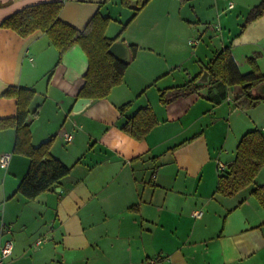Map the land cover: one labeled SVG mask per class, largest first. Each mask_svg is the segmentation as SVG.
Listing matches in <instances>:
<instances>
[{
    "label": "crops",
    "instance_id": "crops-1",
    "mask_svg": "<svg viewBox=\"0 0 264 264\" xmlns=\"http://www.w3.org/2000/svg\"><path fill=\"white\" fill-rule=\"evenodd\" d=\"M51 1L62 3L59 18L79 30L96 12L108 16L105 36L137 50L121 83L73 113L86 98L78 96L88 65L81 47L59 60L42 31L21 36L0 26V119L17 111L16 98L2 94L7 87L32 89L28 109L38 113L31 144L52 138L51 154L70 169L26 198L17 187L29 159L11 153L15 129H0V155L11 153L0 166V244L13 240L5 264H264V208L252 194L264 188V163L247 187L231 196L216 192L218 164L226 168L242 135H264V100L235 108L238 86L216 83L159 101V90L201 72L210 49L228 47L241 73L255 56L264 74V13L240 32L261 0H149L130 21L133 9L121 0H0V22ZM145 106L157 123L136 139L122 126ZM3 224L11 225L9 234H1ZM44 235L49 239L36 245Z\"/></svg>",
    "mask_w": 264,
    "mask_h": 264
},
{
    "label": "trees",
    "instance_id": "trees-1",
    "mask_svg": "<svg viewBox=\"0 0 264 264\" xmlns=\"http://www.w3.org/2000/svg\"><path fill=\"white\" fill-rule=\"evenodd\" d=\"M149 0H121V5L133 9L129 21L146 5ZM186 1V0H181ZM62 7L60 1L44 2L26 6L5 17L1 27L14 30L21 36H26L36 30L47 35L53 46L58 50L59 60L64 52L73 45H79L87 57V69L84 74V84L78 92L79 97L99 99L108 95L111 88L122 81L124 70L134 57L137 47L129 45V57L126 61L119 60L108 52L109 46L117 40L105 36V29L110 21L108 16L96 12L79 30L59 18ZM264 13V0L253 6L240 26V32L252 20ZM127 21V23L129 22ZM126 23V24H127ZM124 24V26H126ZM251 70L241 73L228 47L220 49L201 72L184 84L159 90V101L168 104L174 99L196 92L204 86L221 83L228 86H238L233 95L235 108L247 109L260 101L264 96L259 93V86L264 83V74L255 63V56L248 57ZM208 71L210 82L206 85L197 83L203 71ZM16 98L17 111L14 117L0 119V129L13 127L15 140L11 153L21 154L29 159L28 170L19 183L17 191L28 199L35 198L40 193L49 190L59 180L69 173L65 166L50 152L52 138L40 143L31 144L30 122L37 110L30 112L28 104L34 91L29 88L9 86L3 93ZM127 104L120 107L124 109ZM157 120L150 106L138 109L123 124L122 129L136 139H142L156 125ZM264 163V135L258 130L246 132L240 138L235 157L226 163V168L220 172L216 192L231 196L251 184ZM252 194L264 208V188L256 187Z\"/></svg>",
    "mask_w": 264,
    "mask_h": 264
},
{
    "label": "built area",
    "instance_id": "built-area-1",
    "mask_svg": "<svg viewBox=\"0 0 264 264\" xmlns=\"http://www.w3.org/2000/svg\"><path fill=\"white\" fill-rule=\"evenodd\" d=\"M229 7L232 6V3H229L228 5ZM64 139L66 141H69L71 139V134L70 133H64ZM10 158H11V153L9 152H5V153H2L0 155V166L5 168L7 167L9 161H10ZM225 168V165L223 163H219L218 164V169L219 171H223ZM200 210L196 209L194 212H193V216L195 217H199L200 216ZM11 231V225L9 224H3L2 227H1V234H9ZM49 239V236L47 235H44V236H41V237H38L36 240H35V244L36 245H39L45 241H47ZM12 250H13V240L12 238H5L1 244H0V264H5L7 258L11 255L12 253ZM150 263H155V260L154 259H151L149 260Z\"/></svg>",
    "mask_w": 264,
    "mask_h": 264
},
{
    "label": "water",
    "instance_id": "water-1",
    "mask_svg": "<svg viewBox=\"0 0 264 264\" xmlns=\"http://www.w3.org/2000/svg\"><path fill=\"white\" fill-rule=\"evenodd\" d=\"M108 52L114 55L116 58L122 61H126L129 57V50L128 47L120 42V41H115L113 42L109 48ZM210 82V75L208 71H203L199 78L197 79V83L200 85H206ZM258 91L260 94L264 96V83H262ZM91 98H79L77 99L76 103L73 106V113H78L80 112L86 105H88L91 102Z\"/></svg>",
    "mask_w": 264,
    "mask_h": 264
},
{
    "label": "rangeland",
    "instance_id": "rangeland-1",
    "mask_svg": "<svg viewBox=\"0 0 264 264\" xmlns=\"http://www.w3.org/2000/svg\"><path fill=\"white\" fill-rule=\"evenodd\" d=\"M210 50H211V49H210ZM210 50H209V52H208V53H209L208 55H210L209 61L212 60V59L214 58L215 54L217 53V51H216L215 53H214V52L212 53ZM199 57L202 58V55H200ZM204 60H205V59H204ZM209 61H208V62H209ZM208 62H207V63H208ZM207 63H206V64H207ZM215 84H216V83H213V84H210V85H208V86H206V87H212V86L215 85ZM201 89H203V88H201ZM204 89H205V87H204Z\"/></svg>",
    "mask_w": 264,
    "mask_h": 264
}]
</instances>
